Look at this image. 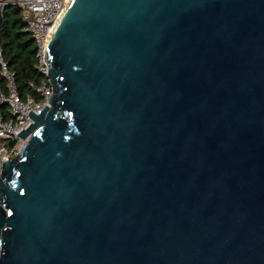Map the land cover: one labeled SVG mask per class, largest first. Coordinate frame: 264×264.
<instances>
[{"label":"water","instance_id":"1","mask_svg":"<svg viewBox=\"0 0 264 264\" xmlns=\"http://www.w3.org/2000/svg\"><path fill=\"white\" fill-rule=\"evenodd\" d=\"M47 64L0 264H264V0H69Z\"/></svg>","mask_w":264,"mask_h":264},{"label":"built area","instance_id":"2","mask_svg":"<svg viewBox=\"0 0 264 264\" xmlns=\"http://www.w3.org/2000/svg\"><path fill=\"white\" fill-rule=\"evenodd\" d=\"M9 2L17 4L22 9V17L28 24L27 29L32 32L36 44L39 58L38 68L46 79L37 87L39 98L32 95L22 97L18 91L14 74L8 70L0 53L2 74L8 83L7 92L0 95V102L9 106L11 115V118L6 119L0 114V178L4 163L23 154L28 147L30 138L23 139L18 135L33 123L30 117L31 112L40 114L46 106L50 105L53 90L48 80L50 69L47 64L48 44L56 23L69 0H14Z\"/></svg>","mask_w":264,"mask_h":264},{"label":"trees","instance_id":"3","mask_svg":"<svg viewBox=\"0 0 264 264\" xmlns=\"http://www.w3.org/2000/svg\"><path fill=\"white\" fill-rule=\"evenodd\" d=\"M0 53L8 70L14 74L18 91L22 97H38L37 87L46 79L38 68L36 44L31 40L22 9L17 4L0 5ZM8 89L7 79L2 74L0 63V95ZM39 98V97H38ZM0 114L11 118L9 106L0 102Z\"/></svg>","mask_w":264,"mask_h":264},{"label":"rangeland","instance_id":"4","mask_svg":"<svg viewBox=\"0 0 264 264\" xmlns=\"http://www.w3.org/2000/svg\"><path fill=\"white\" fill-rule=\"evenodd\" d=\"M9 1H14V0H1L0 5H4V3H9Z\"/></svg>","mask_w":264,"mask_h":264}]
</instances>
